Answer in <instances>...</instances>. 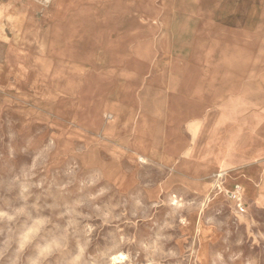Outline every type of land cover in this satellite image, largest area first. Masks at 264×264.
I'll use <instances>...</instances> for the list:
<instances>
[{"label": "rangeland", "instance_id": "rangeland-1", "mask_svg": "<svg viewBox=\"0 0 264 264\" xmlns=\"http://www.w3.org/2000/svg\"><path fill=\"white\" fill-rule=\"evenodd\" d=\"M0 11V264H264V206L119 192L76 163L69 111L134 94V78L188 108L264 111V0H0Z\"/></svg>", "mask_w": 264, "mask_h": 264}, {"label": "crops", "instance_id": "crops-1", "mask_svg": "<svg viewBox=\"0 0 264 264\" xmlns=\"http://www.w3.org/2000/svg\"><path fill=\"white\" fill-rule=\"evenodd\" d=\"M148 83L134 78V94L98 95L69 108L78 166L153 203L180 195L217 202L237 191L263 207L264 111L236 117L230 103L188 108L185 96Z\"/></svg>", "mask_w": 264, "mask_h": 264}, {"label": "built area", "instance_id": "built-area-1", "mask_svg": "<svg viewBox=\"0 0 264 264\" xmlns=\"http://www.w3.org/2000/svg\"><path fill=\"white\" fill-rule=\"evenodd\" d=\"M228 198L235 203V207L239 213H244V203L241 202V198L237 191L230 192Z\"/></svg>", "mask_w": 264, "mask_h": 264}]
</instances>
